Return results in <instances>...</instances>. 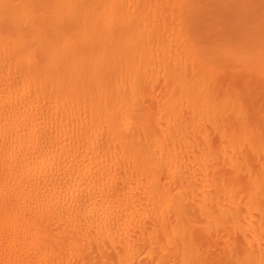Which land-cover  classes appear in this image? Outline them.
I'll return each mask as SVG.
<instances>
[{
    "label": "bare ground",
    "instance_id": "1",
    "mask_svg": "<svg viewBox=\"0 0 264 264\" xmlns=\"http://www.w3.org/2000/svg\"><path fill=\"white\" fill-rule=\"evenodd\" d=\"M0 264H264V0H0Z\"/></svg>",
    "mask_w": 264,
    "mask_h": 264
}]
</instances>
